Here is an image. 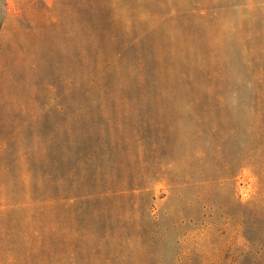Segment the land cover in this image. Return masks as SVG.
Instances as JSON below:
<instances>
[{"label":"rangeland","instance_id":"1","mask_svg":"<svg viewBox=\"0 0 264 264\" xmlns=\"http://www.w3.org/2000/svg\"><path fill=\"white\" fill-rule=\"evenodd\" d=\"M0 264H264V0H0Z\"/></svg>","mask_w":264,"mask_h":264}]
</instances>
